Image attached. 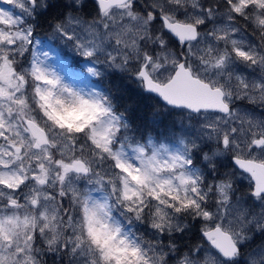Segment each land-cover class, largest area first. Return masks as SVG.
I'll use <instances>...</instances> for the list:
<instances>
[{
  "label": "snow or ice",
  "instance_id": "6c2138e0",
  "mask_svg": "<svg viewBox=\"0 0 264 264\" xmlns=\"http://www.w3.org/2000/svg\"><path fill=\"white\" fill-rule=\"evenodd\" d=\"M0 264H264V0H0Z\"/></svg>",
  "mask_w": 264,
  "mask_h": 264
},
{
  "label": "rangeland",
  "instance_id": "374dc122",
  "mask_svg": "<svg viewBox=\"0 0 264 264\" xmlns=\"http://www.w3.org/2000/svg\"><path fill=\"white\" fill-rule=\"evenodd\" d=\"M40 37L44 40L43 50L50 52L52 59L50 63L56 66L70 81L79 79L84 84H98L99 81L90 77L87 72V61L79 57L71 48L65 46L56 39H51L41 31Z\"/></svg>",
  "mask_w": 264,
  "mask_h": 264
},
{
  "label": "trees",
  "instance_id": "16d2710c",
  "mask_svg": "<svg viewBox=\"0 0 264 264\" xmlns=\"http://www.w3.org/2000/svg\"><path fill=\"white\" fill-rule=\"evenodd\" d=\"M133 90H134V86H132ZM129 95H132L134 99H137L135 96H134V91L133 92H130ZM146 103V102H145Z\"/></svg>",
  "mask_w": 264,
  "mask_h": 264
}]
</instances>
